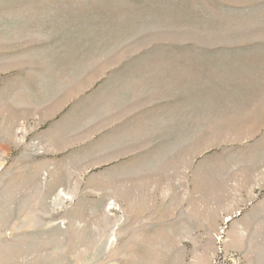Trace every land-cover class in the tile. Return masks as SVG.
Here are the masks:
<instances>
[{
    "label": "rangeland",
    "instance_id": "rangeland-1",
    "mask_svg": "<svg viewBox=\"0 0 264 264\" xmlns=\"http://www.w3.org/2000/svg\"><path fill=\"white\" fill-rule=\"evenodd\" d=\"M0 264H264V0H0Z\"/></svg>",
    "mask_w": 264,
    "mask_h": 264
}]
</instances>
